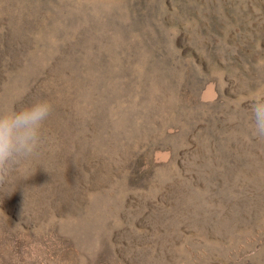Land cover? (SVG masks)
Segmentation results:
<instances>
[{
	"label": "rangeland",
	"instance_id": "rangeland-1",
	"mask_svg": "<svg viewBox=\"0 0 264 264\" xmlns=\"http://www.w3.org/2000/svg\"><path fill=\"white\" fill-rule=\"evenodd\" d=\"M264 0H0V108L48 99L0 179V264H264Z\"/></svg>",
	"mask_w": 264,
	"mask_h": 264
},
{
	"label": "clouds",
	"instance_id": "clouds-1",
	"mask_svg": "<svg viewBox=\"0 0 264 264\" xmlns=\"http://www.w3.org/2000/svg\"><path fill=\"white\" fill-rule=\"evenodd\" d=\"M54 110L48 99H38L19 109L0 108V179L22 162L33 158L41 147L43 129ZM251 134L264 141V95L250 105Z\"/></svg>",
	"mask_w": 264,
	"mask_h": 264
}]
</instances>
